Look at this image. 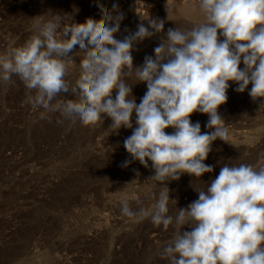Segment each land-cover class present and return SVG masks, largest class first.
Returning a JSON list of instances; mask_svg holds the SVG:
<instances>
[{
  "label": "clouds",
  "instance_id": "clouds-1",
  "mask_svg": "<svg viewBox=\"0 0 264 264\" xmlns=\"http://www.w3.org/2000/svg\"><path fill=\"white\" fill-rule=\"evenodd\" d=\"M96 6L100 18L82 23H64L55 12L37 16L33 34L0 53V83L18 77L27 89L24 102L42 109V117L59 112L96 126L106 116L115 133L132 130L123 141L130 159L120 166L138 161L149 168L151 162L149 178L163 184L151 208L138 214L164 231L172 227L156 251L167 264H264V162L229 159L209 183L201 180L214 171L205 164L213 142H226L229 129L218 110L228 100L229 82L264 110V0H198L203 22L166 33L165 20L149 15L135 32L122 34L119 5L109 10L97 0ZM166 12L168 18L167 6ZM158 35L154 56L134 66L136 46ZM78 56L80 73L73 83L66 79L68 66ZM139 83L147 91L137 104L133 86ZM193 113L208 116V131L192 122ZM184 173L206 188L194 189L198 199L171 215L169 203L177 201L170 199L166 182ZM121 212L134 215L127 201Z\"/></svg>",
  "mask_w": 264,
  "mask_h": 264
},
{
  "label": "rangeland",
  "instance_id": "rangeland-1",
  "mask_svg": "<svg viewBox=\"0 0 264 264\" xmlns=\"http://www.w3.org/2000/svg\"><path fill=\"white\" fill-rule=\"evenodd\" d=\"M100 3L109 10L114 3L119 5L124 14L122 34H128L125 29L135 32L141 18L149 15L165 20L164 33L175 26L191 28L204 20L198 0ZM96 4L97 0H0V53L22 45L33 34L37 16L45 14L46 19L55 12L64 23H82L88 17L100 18ZM183 4L193 5L195 10L182 12ZM160 35L136 46L134 66L142 65L145 56H154ZM79 73L78 56L69 63L66 79L74 83ZM229 84L228 100L218 110L229 131L226 142L217 139L211 146L205 164L214 171L201 177L205 183L229 159L233 164L264 162L260 159L264 154V110L258 111L259 103L247 90L238 93L236 85ZM146 91L144 83L133 86L137 104ZM26 93L18 77L0 83V264H167L156 251L171 237L172 227L164 231L138 214L141 208H151L163 184L149 178L154 174L151 162L149 168L138 161L127 168L120 166L130 159L123 141L132 130L121 128L115 133L106 116L96 126L64 119L59 112L42 117V109L24 102ZM191 120L199 121L202 132L208 131L206 114L193 113ZM201 180L184 173L179 180L166 182L170 199L177 201L176 206L169 203V214L175 215L176 207H187L198 199L194 189L206 188ZM124 201L134 215L121 212Z\"/></svg>",
  "mask_w": 264,
  "mask_h": 264
},
{
  "label": "bare ground",
  "instance_id": "bare-ground-1",
  "mask_svg": "<svg viewBox=\"0 0 264 264\" xmlns=\"http://www.w3.org/2000/svg\"><path fill=\"white\" fill-rule=\"evenodd\" d=\"M181 10H182V12H184V13H189V12L195 10V9H194V6H193V5H190V4H183Z\"/></svg>",
  "mask_w": 264,
  "mask_h": 264
}]
</instances>
